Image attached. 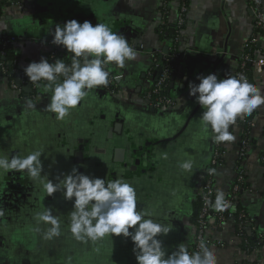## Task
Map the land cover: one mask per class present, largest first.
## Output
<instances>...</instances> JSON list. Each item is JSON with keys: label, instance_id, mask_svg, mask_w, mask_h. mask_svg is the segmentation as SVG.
Returning a JSON list of instances; mask_svg holds the SVG:
<instances>
[{"label": "crops", "instance_id": "1", "mask_svg": "<svg viewBox=\"0 0 264 264\" xmlns=\"http://www.w3.org/2000/svg\"><path fill=\"white\" fill-rule=\"evenodd\" d=\"M161 1L25 0L24 12L12 7L2 11L0 34L19 38L12 51L21 68L46 59L52 49L60 52L62 58L57 60L72 59V54L52 43V33L57 25L73 19L106 24L128 39L137 56L124 67L105 66L110 73L123 75L119 84L126 96L114 97L94 88L63 120L47 111L51 92L45 91L46 85L32 100L0 83V156L23 157L40 151L43 164L41 179L36 180L26 170L0 172V264H136L130 239L106 236L82 242L69 231L72 202L61 191L48 196L43 184L56 183L73 167L106 181L128 182L136 191L137 210L150 212L145 218L170 228L157 237L166 254L180 245L187 251L192 248L194 200L215 134L204 130L202 109L189 96L188 85L198 84V75L216 74L222 79L239 68L244 43L253 34V16L247 0H189L170 85L175 104L156 110L141 93L151 84L152 53L170 51L180 6V0H168L164 19ZM260 46L259 39L255 47ZM253 82L264 94V74ZM255 110L250 132L254 145L245 158L248 189L240 202L264 231V165L259 161L264 151V105ZM231 132L234 140L214 177L221 191L228 190L236 177L235 143L243 125L232 126ZM186 161L192 163L190 170L180 167ZM45 208L61 221V234L50 239L46 238L50 225L36 218ZM206 235L216 264H243L256 258L257 264H264V246L250 254L241 246L232 220L210 227Z\"/></svg>", "mask_w": 264, "mask_h": 264}, {"label": "clouds", "instance_id": "2", "mask_svg": "<svg viewBox=\"0 0 264 264\" xmlns=\"http://www.w3.org/2000/svg\"><path fill=\"white\" fill-rule=\"evenodd\" d=\"M52 43L62 46L72 54V62L66 65L63 60L49 63L41 58L31 62L24 69V74L32 83L49 82L45 91L51 92L47 111L55 114V119L63 120L88 94L89 90L107 86L109 72L105 66L114 64L124 67L126 61L134 60L136 51L128 39L113 32L106 24L95 26L88 20L66 21L57 25L52 33ZM63 76L62 82H57ZM199 83H189V96L201 107L200 119L205 131L214 133L217 142L232 141L229 132L238 116L250 115L259 106L264 105L261 89L241 76H227L219 79L216 74L198 75ZM54 85V87L52 86ZM40 151L26 156H0V172L23 171L33 180L41 179L43 164ZM184 170L192 168L191 161L180 164ZM43 187L51 196L61 191L65 200L72 202L69 231L73 237L82 242L117 236L130 239L136 264H216L214 253L201 242V251L189 254L183 245L171 254H166L162 242L157 239L160 234H167L170 228L154 222L150 212L137 210L135 189L123 179L106 181L105 178L92 177L73 167L62 178L53 183L47 180ZM224 194L216 196L213 207L223 210L226 207ZM2 215V212H0ZM38 222L50 227L46 238L59 236L61 221L52 215L50 208L37 214Z\"/></svg>", "mask_w": 264, "mask_h": 264}, {"label": "built area", "instance_id": "3", "mask_svg": "<svg viewBox=\"0 0 264 264\" xmlns=\"http://www.w3.org/2000/svg\"><path fill=\"white\" fill-rule=\"evenodd\" d=\"M5 2L0 8V16L2 11L7 7H12L18 13L24 12L25 10V0H0V2ZM181 1V0H180ZM162 4L168 5V0H162ZM249 7L253 16V31L254 34L244 43L243 51L240 56L239 68L231 75L239 79L241 76L245 77L249 83L254 84L253 80L250 77L249 72L252 74V78H260L264 74V0H249ZM188 4L185 1L180 2L178 17L176 20L175 34L173 37V47H170L171 53V61L177 62L180 57V53L175 48L177 41L180 38V29L184 24L185 16L188 11ZM16 36L14 35H0V56L5 55L6 47H13V44L17 41ZM261 40V46L258 49H254L258 40ZM51 44V43H50ZM55 53V50H51V55ZM9 66H12L11 73H16V80L8 77L6 75V71ZM167 66V65H166ZM164 66L162 69V73L160 74L158 80L154 84H150L148 89L150 88L153 93L161 91L162 87L167 82L168 76L170 75V68ZM24 68H21L17 62V59H9L7 61H0V83H6L11 89L20 92L21 87L26 85H30L31 91L34 93L30 96V99H37V92L39 88L43 85H47L49 82L40 81L38 83H32L28 80L23 71ZM105 71L106 68H105ZM7 76V77H6ZM123 78L122 74H111L109 73L108 84L107 86H99L102 90L108 92L114 97H124L126 96L125 88L119 84V81ZM63 76L58 78V82H62ZM149 104L155 108L156 110H164L172 107L175 104V97L173 94L167 96L156 97L152 100L149 96V93L146 95ZM244 115L238 116V119L234 122V124L230 125L231 127L236 124H242L246 126V122L244 121ZM249 124V132L244 136L243 132L241 138L238 140L236 144L237 154H236V177L234 181H232L228 190L221 191L215 186L214 177L216 175V171L223 167L225 162V155L227 152V145H229L232 141H223L217 142L214 140L213 148L211 151L210 159L207 164V168L204 169V173L202 176V182L198 187L196 194L201 195V205L199 210L197 211V215L194 221V242L191 250H189V254H192L197 251H201L199 245L201 242H204L207 246L209 244V238L206 235L207 229L210 227H218L226 220H232L235 224V204L240 200V192L242 194V187L247 183V170L245 167V158L247 154L253 148L254 142L252 141V137L250 135L251 128L254 124V119L248 122ZM232 133V132H231ZM207 176L209 180L205 181L204 176ZM248 189V188H247ZM246 190V189H245ZM223 192L224 201L226 203V207L223 210H216L213 205L215 204L216 196L218 193ZM232 195V199L227 198L228 195ZM225 211V212H224ZM242 215L240 216V218ZM255 221L254 217L251 215L248 218H245L242 222V226L246 231H250L252 229V223ZM240 237V240L243 241V237L241 234H237ZM259 241L264 243V231H260ZM264 246V245H262ZM261 246V247H262ZM261 247L254 248L250 254H256ZM251 261V259H246ZM256 263L260 262V259L256 258Z\"/></svg>", "mask_w": 264, "mask_h": 264}, {"label": "trees", "instance_id": "4", "mask_svg": "<svg viewBox=\"0 0 264 264\" xmlns=\"http://www.w3.org/2000/svg\"><path fill=\"white\" fill-rule=\"evenodd\" d=\"M181 1H185V2L189 3V0H181ZM247 1H249V0H247ZM3 4H6V3L1 1L0 2V8H1V6ZM161 11H162L164 19H166V17H168V13H169V6L161 4ZM253 34H254V31H253ZM3 36H6V35L4 34ZM171 47H173V44H172ZM175 48H176V46H175ZM254 49H256V47H254ZM5 50H6V53H5L4 57L0 56V61L1 62L2 61L5 62V61H7L9 59H13V58L15 59L16 58V55L12 51V47L7 46ZM152 57H153L154 64L152 65L151 69L148 72V77L150 79V83L151 84L156 83V81L158 80L160 74L162 73V69H163L164 66L167 65L166 67L170 68V75L168 76L167 82L162 87L161 91L153 93L150 88L149 89L145 88L142 91V93H141L142 95L146 96L149 93L150 98L152 100H154V98H156V97L167 96V95H171L172 94L171 93V89H170V87H171L170 85H171L172 75L175 72L176 62L171 61V53H170V51H168L165 54L154 52V53H152ZM58 58H62L60 56V52L59 51H55V53L53 55H51V52L46 54V59L49 61V63L54 62ZM64 62L66 63V65H70L71 62H72V59H68L67 61H64ZM11 70H12V66H9L7 71H6V75L8 76V74H10L8 77L16 80V73H14V72L11 73ZM107 72H109V71H107ZM249 74H250L251 79L253 80L251 72H249ZM33 93H34V91L28 92L23 87H21V90L19 92V94L22 97H30ZM255 116H256V110H254L250 115H244L243 116L244 117V121L246 122V126L244 125V127H243V135L244 136L249 132V124H248V122L250 120H253V118H255ZM237 119H238V117H237ZM228 130H229V132H231L232 127L230 126ZM263 133H264V124H263ZM252 141H253V139H252ZM259 161H260V164L264 165V151L259 154ZM206 168H207V166L205 167V169ZM204 180L208 181L209 178L205 175L204 176ZM247 188H248V184L246 183L242 187V189L244 191ZM240 195H241V192H240ZM200 197H201V195H197L196 194V197H195V200H194V208H196V212L193 215V222L195 221V218H196V215H197V211L199 210V207L201 205ZM227 198H230V199L233 200L232 195H230V194L227 196ZM233 213L235 215V224H234L235 232H236V234H239V235L241 234V236L243 237V241L241 242V246L243 248L247 249L248 252H251L254 248L261 247L262 245H264V243L262 241H259L260 230L258 229V226H256L255 221L252 223V229L250 231H246V229H244V227L241 225L243 220L245 218H248L249 216H251V214L242 205L240 200L235 204V211ZM241 215H242V217L240 218ZM189 250H191V249H189ZM243 264H257V263L255 261L246 260L245 262H243Z\"/></svg>", "mask_w": 264, "mask_h": 264}, {"label": "water", "instance_id": "5", "mask_svg": "<svg viewBox=\"0 0 264 264\" xmlns=\"http://www.w3.org/2000/svg\"><path fill=\"white\" fill-rule=\"evenodd\" d=\"M172 79H174V77H173ZM171 87H172V86H171ZM23 88H24L26 91H29V90H30V85L28 84V85L24 86ZM132 153L135 154L134 151H133ZM135 163H137V161H135Z\"/></svg>", "mask_w": 264, "mask_h": 264}, {"label": "flooded vegetation", "instance_id": "6", "mask_svg": "<svg viewBox=\"0 0 264 264\" xmlns=\"http://www.w3.org/2000/svg\"><path fill=\"white\" fill-rule=\"evenodd\" d=\"M74 160H75V161H79L77 157H75V159H74Z\"/></svg>", "mask_w": 264, "mask_h": 264}]
</instances>
